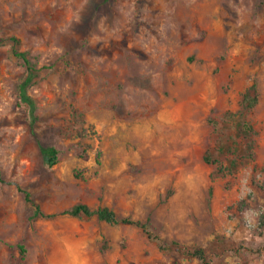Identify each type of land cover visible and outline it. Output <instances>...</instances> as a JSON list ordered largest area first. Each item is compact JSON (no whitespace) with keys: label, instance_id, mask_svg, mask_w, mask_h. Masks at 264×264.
<instances>
[{"label":"rangeland","instance_id":"374dc122","mask_svg":"<svg viewBox=\"0 0 264 264\" xmlns=\"http://www.w3.org/2000/svg\"><path fill=\"white\" fill-rule=\"evenodd\" d=\"M0 38V264H264V0H0Z\"/></svg>","mask_w":264,"mask_h":264},{"label":"trees","instance_id":"16d2710c","mask_svg":"<svg viewBox=\"0 0 264 264\" xmlns=\"http://www.w3.org/2000/svg\"><path fill=\"white\" fill-rule=\"evenodd\" d=\"M4 41H10L15 46L18 44V41L15 38L7 39V40L5 39L3 40L0 38V44ZM13 56L14 58H16L22 63L25 69L24 77L22 78V81L18 84L17 91L19 95L20 106L26 107L29 112V116L31 120L29 122V129L31 133H33L34 123H35V117H34L35 104L31 96L29 95V89L34 83V80L38 73V69H37V66L30 61L28 53L20 52L14 49ZM255 93H256V89L255 87H252L245 94V101L248 103L249 107L254 106V104L256 103ZM238 130L245 137H249L253 133V129L247 124H239ZM252 149H253L252 145H249V151ZM41 156H42V161L44 165H46L49 168L54 167L58 162V152L55 148H52V147L41 148ZM249 156L251 159L253 158L252 153H250ZM204 161L206 163L210 162L208 158H204ZM74 176L77 179L82 178L80 175L75 174ZM0 178H1V172H0ZM18 192L22 194L23 199L27 204H30V205L32 204L30 194L27 191L18 187ZM40 214L41 213H40L39 207H36L35 215L38 216ZM61 215H67L73 218H80V217L93 218L95 217L99 222L105 223L110 226L119 225V226L134 227V228L141 230V232L149 240H154L158 243L161 242V240L158 237L154 236L149 231L148 225L146 223H142L140 221L133 220L130 218H121L114 211H112L111 209L107 207H98L97 209H92L87 205L77 204L73 206L72 208H70L69 210L62 212ZM260 228L264 232V215H262L260 219ZM173 246H175L176 248L177 243H174ZM18 248L20 251L21 262H24L26 251L23 246H19ZM183 253L186 256L190 258H194L203 264H208L206 260L205 251L201 248H197L191 251L185 250L183 251Z\"/></svg>","mask_w":264,"mask_h":264}]
</instances>
